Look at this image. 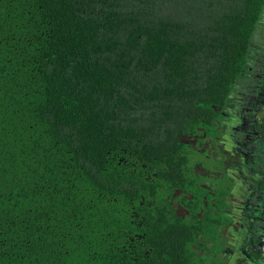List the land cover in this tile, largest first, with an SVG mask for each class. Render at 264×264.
Listing matches in <instances>:
<instances>
[{
  "label": "trees",
  "instance_id": "trees-1",
  "mask_svg": "<svg viewBox=\"0 0 264 264\" xmlns=\"http://www.w3.org/2000/svg\"><path fill=\"white\" fill-rule=\"evenodd\" d=\"M263 12L0 0V264H195L164 176L185 177L181 137L221 119Z\"/></svg>",
  "mask_w": 264,
  "mask_h": 264
},
{
  "label": "flooded vegetation",
  "instance_id": "flooded-vegetation-1",
  "mask_svg": "<svg viewBox=\"0 0 264 264\" xmlns=\"http://www.w3.org/2000/svg\"><path fill=\"white\" fill-rule=\"evenodd\" d=\"M252 93L253 90L247 91L245 88L236 87L228 106L222 110L221 119L213 122L211 127L213 130L210 134L206 126H198L197 133L182 136V140L186 143L185 153L189 157L184 161L187 169L186 176H181L179 180L180 176L175 177L173 179L176 180L170 183L166 178L172 173H178L173 166H169L170 170L164 176L166 191L170 192L171 196L168 195L167 199L162 202L167 207L170 206L171 210L180 216L181 222L189 226L186 234L196 240L195 243L189 241L191 249L196 252L195 264H223L224 261L229 263L228 253L237 247V239L233 230L230 229V226L238 223L235 220L237 217L232 215L233 204L240 201L239 198L236 201L238 194L234 189L239 181L243 180L245 184L249 176L248 173L245 174L231 165L225 166L224 159L220 160V155L221 158L223 155L225 157L227 154L223 149L228 148L237 157L242 156V160L245 161L247 158L245 154L252 150L248 143L249 140L247 141L251 135L246 123L249 121L247 113L251 105L246 102L245 105L242 104L245 96H248L246 94L251 96ZM215 149H218L217 155L212 151ZM192 151H197L199 155L206 154L204 157L210 161L203 163L201 159L194 160L193 158V168H191ZM205 179H208V182ZM229 183L234 186L232 193L233 187L230 189ZM245 185L249 189L252 186L249 181ZM247 191L244 193L247 194ZM244 212L241 211L238 215ZM143 221L139 222L138 227ZM138 227L137 235L141 249L147 247V244L144 241L140 242L143 233ZM263 235L264 233L261 234L260 243Z\"/></svg>",
  "mask_w": 264,
  "mask_h": 264
},
{
  "label": "crops",
  "instance_id": "crops-1",
  "mask_svg": "<svg viewBox=\"0 0 264 264\" xmlns=\"http://www.w3.org/2000/svg\"><path fill=\"white\" fill-rule=\"evenodd\" d=\"M261 21L254 47L250 52L247 74L237 86V88H245L247 91L253 90L251 96L246 94L248 96H245L242 104L245 105L246 102L251 105L247 113L249 121H246L251 138L248 137L247 141L260 144L245 154L247 156L245 161L242 160V156L239 158L233 154L231 149H223L227 154L225 157L230 158L225 166L231 165L245 174L258 173L261 176L253 179V181L247 180L252 184L250 189L246 185H242L243 180L237 182V189L234 190L237 192L240 201L233 204L232 215L237 217L235 220L238 223L230 226L237 239V247L228 253L229 263L224 261L223 264H257L254 262L255 253L259 252L260 237L264 233V12ZM257 181L260 182L261 186L257 185ZM246 190H248L247 194L244 193ZM241 211L245 212L239 216L238 213Z\"/></svg>",
  "mask_w": 264,
  "mask_h": 264
},
{
  "label": "water",
  "instance_id": "water-1",
  "mask_svg": "<svg viewBox=\"0 0 264 264\" xmlns=\"http://www.w3.org/2000/svg\"><path fill=\"white\" fill-rule=\"evenodd\" d=\"M248 143H249L250 147L252 148V150H254L255 148H257V146L260 144V143L254 142V141H249ZM229 160H230L229 157L225 158L223 160V164L229 162ZM248 176H249L248 179H250V180L253 181V179H255V178H257V177H259L261 175H259L258 173H251V174L248 173ZM256 183H257V185L261 186L259 181H257ZM242 185H245V184L242 183ZM260 244H259V248H260ZM254 262L257 263V264H264V256H262V257H255L254 258Z\"/></svg>",
  "mask_w": 264,
  "mask_h": 264
},
{
  "label": "rangeland",
  "instance_id": "rangeland-1",
  "mask_svg": "<svg viewBox=\"0 0 264 264\" xmlns=\"http://www.w3.org/2000/svg\"><path fill=\"white\" fill-rule=\"evenodd\" d=\"M213 152H215V155H217V153H218V149H215V150H212ZM204 156H206V154H202V155H199V153L197 152V151H192V155L190 156V159H191V162H190V166H191V168H193V158H194V160H200L201 159V161L203 162V163H205L206 161L207 162H209L210 160H206V158L204 157ZM214 156V155H213ZM212 156V157H213ZM222 158H223V156H222ZM224 159V158H223ZM220 160H221V155H220ZM210 164V163H209ZM223 165V164H222ZM207 182H208V179H205ZM229 185H230V189L232 188V191H231V193L233 192V189H234V186H235V182H234V186H232V183L230 184L229 183ZM235 189H237V188H235ZM239 197H237L236 198V201H237V199H238ZM214 263H216V262H214Z\"/></svg>",
  "mask_w": 264,
  "mask_h": 264
},
{
  "label": "built area",
  "instance_id": "built-area-1",
  "mask_svg": "<svg viewBox=\"0 0 264 264\" xmlns=\"http://www.w3.org/2000/svg\"><path fill=\"white\" fill-rule=\"evenodd\" d=\"M260 250H261L262 254H264V235H263V237H262V239H261Z\"/></svg>",
  "mask_w": 264,
  "mask_h": 264
},
{
  "label": "bare ground",
  "instance_id": "bare-ground-1",
  "mask_svg": "<svg viewBox=\"0 0 264 264\" xmlns=\"http://www.w3.org/2000/svg\"><path fill=\"white\" fill-rule=\"evenodd\" d=\"M219 221V220H218Z\"/></svg>",
  "mask_w": 264,
  "mask_h": 264
}]
</instances>
